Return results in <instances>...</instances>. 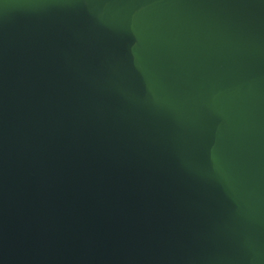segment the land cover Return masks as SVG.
Returning <instances> with one entry per match:
<instances>
[{
    "label": "water",
    "instance_id": "obj_1",
    "mask_svg": "<svg viewBox=\"0 0 264 264\" xmlns=\"http://www.w3.org/2000/svg\"><path fill=\"white\" fill-rule=\"evenodd\" d=\"M0 264H264V0H0Z\"/></svg>",
    "mask_w": 264,
    "mask_h": 264
}]
</instances>
